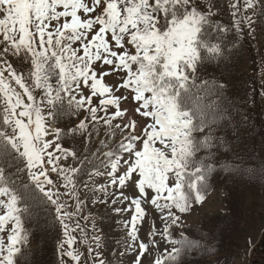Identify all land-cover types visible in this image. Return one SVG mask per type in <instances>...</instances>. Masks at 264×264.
Returning <instances> with one entry per match:
<instances>
[{"label":"snow or ice","instance_id":"6c2138e0","mask_svg":"<svg viewBox=\"0 0 264 264\" xmlns=\"http://www.w3.org/2000/svg\"><path fill=\"white\" fill-rule=\"evenodd\" d=\"M222 12L226 22L216 18ZM258 25L264 30V0H227L224 9L219 0H0V264H17L28 239L24 222L45 206L63 233L60 264H69L65 257L81 264L83 253L73 247L77 229L91 264H109L99 251L101 236H91L93 248L80 228L89 217H80L85 201L75 179L96 167L99 154L105 171L94 175L107 182L84 187L93 205L111 202L120 205L117 213H131L119 255L137 252L134 264H142L164 242L171 247L157 251L152 264H180L199 242L183 232L175 238L173 230L183 226L181 214L206 200L217 171L214 150L224 143L215 134L224 119V85L200 79L198 67L225 56L229 34L254 37ZM129 100L144 118L142 134L134 119L113 124L130 114L122 108ZM61 117L80 118L65 131L57 126ZM102 128L105 136L126 133L120 155L102 153L104 139L88 155ZM65 137L82 138L85 151L66 146ZM22 174L27 183L18 181ZM128 186L131 196L123 191ZM149 206L163 227L153 223L145 242L139 226ZM92 230L99 231L94 221Z\"/></svg>","mask_w":264,"mask_h":264},{"label":"rangeland","instance_id":"374dc122","mask_svg":"<svg viewBox=\"0 0 264 264\" xmlns=\"http://www.w3.org/2000/svg\"><path fill=\"white\" fill-rule=\"evenodd\" d=\"M213 2L217 3V0H213ZM220 5L222 8L223 6L226 8L227 0H219V6ZM221 14L216 18H221L223 22H226L228 18L226 16L222 17L223 15ZM249 38L252 45L251 50L245 45H241V47H239V44L236 45V47L240 48L238 55L241 57L239 62L242 64L239 71L248 74L249 77L252 78L250 83L251 87L255 80L258 82L262 94L260 103L264 105V30H262V27L258 25L255 36ZM12 62L13 66L17 67L19 62L15 59H13ZM223 62H226L227 67L232 68L230 65L232 64V60L229 59ZM223 68H225L223 63L214 66L210 60H207L198 67L197 74L200 79H204V77L209 74L221 72L220 69ZM28 70L29 68L27 65L21 69L25 75H27ZM107 81L108 78H106V82ZM37 99H39L38 94ZM132 107L133 102L131 100L127 103L122 102V108L130 109V114L124 118H117V120L113 121V124L120 123L122 125L127 120L134 119L137 121V131L142 134L140 125L143 123L144 118L139 117L131 111ZM113 110L114 109H111L110 111ZM79 118L80 117H61L57 121V126L67 131L73 123L78 122ZM232 120L233 124H238L235 122L236 118ZM215 134L222 138L224 143L214 150L215 157L211 162L217 166V171L209 178L210 188L206 195V200L202 204H194L187 213L181 214L183 226L181 228H175L173 230V236L179 238L180 233L183 232L189 238L195 239L197 238L195 234H197L200 228H204L203 225L207 223L208 220L225 212L227 213L226 216L232 220V224H228L225 228L223 234L224 238L222 239L219 251L216 254L204 257L203 253L206 249L203 248V243L202 245L200 243V245L191 249V256L183 261V264H253L254 256L252 257V246L257 243H262L264 240V183L255 179L252 175L251 177L247 176V174L242 172V167H240L238 171H233L224 170L222 165L225 163L233 165V163H238L243 158L253 157V159L257 158L258 160L256 164L259 163L260 168L264 169V145L260 144V150L257 153L256 151L257 148H259V144L255 140L253 133L251 131H244L241 128H233L231 125L228 126V124L222 125L219 123L218 130ZM124 135H126V133H122L117 129L114 136H105V129L102 128L100 136L93 138L88 155H91L92 152H96L99 147L100 139L106 140L108 144L106 148L101 150L102 153L111 150L120 155L119 143ZM63 142L66 146L78 149L80 153L85 151L82 138L80 137H65ZM157 147H161V145L157 144ZM99 155L100 159L94 162L96 164L95 168L89 165L88 173L78 174L75 178L80 198L85 201L80 217H89L88 220L80 219V228L87 232L89 243L93 248L95 244L91 242V236H101V247L99 251L103 253V257L106 261L112 264H134L137 252H125L123 256L119 255V253L124 250V241L126 240L127 233V229L123 227V222L130 219L131 213H117L115 208L120 205H113L111 202L105 205H93L91 201L95 199V197L92 192L84 187L85 184L92 187L97 183L107 182L106 179H101V177L94 175L96 171H105L101 164V162L104 161V156L102 154ZM205 155L206 153L200 154V156ZM121 163H123V160ZM89 173H93V175H89ZM109 191L118 192L120 190L110 188ZM123 191L126 195L131 196L135 189L132 186H128ZM97 195H99V193H97ZM111 198L112 197H109V201ZM66 199H68L69 204L74 205L72 199L67 197ZM146 210L148 215L145 217L143 224L139 226L140 238L145 242H147V234L151 230L153 223L158 229H162L163 227L159 219L160 214L151 206ZM93 221L95 222L96 229L99 230L98 232H93L92 230ZM24 227L27 231L28 239L21 246V254L17 258V264H52L55 260L57 264H60L61 257L59 255L58 244L63 239L60 225L57 247L52 254L40 251L38 246L39 243H37V236H34L26 220L24 222ZM208 230H212V228L209 227ZM75 235L77 236V244L73 247L83 253L81 264H91V257L88 256L87 251L89 244L84 243V235L80 229H77ZM157 239H159V237ZM165 247L170 248L171 245H166L164 242H161L159 249L150 248L149 253L143 258L142 264H152V260L155 258L157 251L163 252ZM263 248L264 243L262 247L258 245L257 250L261 251ZM261 254L263 257L260 259L264 264V253L257 252V255ZM64 259L68 260L69 264H75L70 258L65 257Z\"/></svg>","mask_w":264,"mask_h":264},{"label":"trees","instance_id":"16d2710c","mask_svg":"<svg viewBox=\"0 0 264 264\" xmlns=\"http://www.w3.org/2000/svg\"><path fill=\"white\" fill-rule=\"evenodd\" d=\"M220 7L222 8L221 5ZM224 8L225 7L223 6L222 9ZM221 15H223L222 17L226 16L228 18L227 12H222ZM217 19H220L221 22H223L221 18ZM233 43L235 44L234 47ZM238 44L239 47H241V45H245L249 50L252 49L250 38L247 34L240 37L239 39H237L234 35L229 34L222 42V46L226 49L225 56L219 60H210L214 66L223 63L225 68L220 69L221 72L209 74L208 76L204 77V79L214 80L224 85L221 93L220 104L221 114L223 115L224 119L220 123L222 125H231L233 128H241L244 131H251L255 137V140L259 144V148H257L256 151L258 153L260 150V144L264 145V105L260 103L262 94L260 92L258 82L255 80L251 87L250 83L252 78L249 77L248 74H244V72L239 71V68L242 64L239 62L241 57L238 55L240 48L236 47ZM227 49H231V51L229 52ZM227 59L232 60V64H230L232 68L227 67L226 62H223L228 61ZM233 118H236L235 122L238 124L232 123ZM257 161V158L253 159V157L243 158L238 163H233V165L236 164L242 167V172L250 177L251 175L244 171V169L246 168L255 170L252 176L258 181H262L264 183V172L261 171L262 168H260L259 163L256 164ZM18 181L20 183H27L28 180L26 174H22L20 177H18ZM226 215L227 213L224 212L215 218L208 220L207 223L203 225L204 228H200L197 234H195L197 235L195 240L199 242L198 245H200V243L202 245L203 243V248L206 249L203 253L204 257L211 254H216L219 251L222 239L224 238L223 234L225 228L228 224H232V220ZM26 222L28 223L34 236H37V243H39L38 246L40 251L52 254L53 251L56 250L59 239V223L55 220L50 206L36 209L32 219H26ZM209 227H211L212 230H208ZM262 244L263 243H257L252 249V257L254 256L253 264H263L262 260L260 259L263 257L262 254L257 255V252L264 253V248L261 251L257 250L258 245H261L262 247ZM190 251H188L182 257L180 264H183V261L191 256ZM52 264H57L56 260ZM109 264L112 263L109 262Z\"/></svg>","mask_w":264,"mask_h":264}]
</instances>
